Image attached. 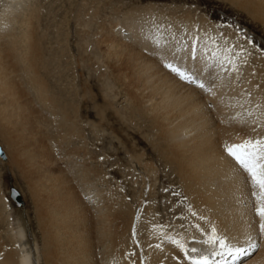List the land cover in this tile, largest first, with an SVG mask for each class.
<instances>
[{
  "label": "bare ground",
  "instance_id": "bare-ground-1",
  "mask_svg": "<svg viewBox=\"0 0 264 264\" xmlns=\"http://www.w3.org/2000/svg\"><path fill=\"white\" fill-rule=\"evenodd\" d=\"M55 1L47 2L49 9L44 6L48 9L50 22L55 19ZM229 1L264 23V0ZM44 8L41 0H0V109L23 111L24 116L29 113L37 124L54 122L59 125L58 128L64 127L60 130L64 137L69 142L78 138L85 149L84 157L90 159L93 157L90 156L92 149L101 147L104 135L96 133L93 142L89 141L90 138L84 142L83 125L89 123L91 128L96 125L90 121L87 123V120L78 122L68 110L60 108L62 102L63 107L66 106L65 89L70 86L68 93L76 90L82 73H74L73 66L76 64L77 67L78 62L70 57L65 56L60 62L58 52L65 42L61 40L62 34L58 33L59 28L54 27V23V40L51 38L54 34L48 35L46 30H42L41 20L46 18H42ZM152 10L156 12L155 7L149 6L146 12L153 14ZM50 22L47 25H51L48 24ZM120 32L119 37L124 31ZM144 36L138 42L146 44L144 48L147 52L152 50L156 53L160 43L152 44L149 36ZM230 36L234 40L233 34ZM196 39L194 37L193 41ZM224 45L221 52L229 55L223 57L228 62L235 50L233 45ZM115 46L125 47L121 40ZM204 50L201 44L192 43L188 58L184 51L172 57L155 54L151 58L148 55L150 59L142 53L129 55L128 68L132 73L124 76L128 80V84H124L130 111L128 115L131 113L140 121L145 116L148 127L156 132V136L150 137V144L164 171H160L156 158L151 159L145 149L133 151L127 157L133 166L132 171H135L133 174L137 176L131 186L133 188L123 191L120 184L110 185L106 172L100 171L106 164L97 158L98 167L82 168L85 173L81 176L99 169L97 190L102 196L98 200L87 182L79 185V188L84 187L88 198L97 201L90 206V201L86 203L82 200L81 191L69 183V177H64L63 171L45 169L42 173L37 170L40 179L45 178L41 189L33 194L41 195L40 201L36 196L34 201L38 205L37 218L44 236L43 258L47 264H191L190 256L206 259L208 264H227L230 260H236L235 264H264V229L261 228L264 217L257 212L264 199L260 198V189L251 176L226 150L228 146L245 140L264 139V57L248 56V64L244 66L246 71L241 72L240 78L237 77L233 84L232 77L236 73L233 76L229 74L227 79H231V83H228L218 73L213 74L211 66L217 68L214 63H204L202 69V63L196 60V51L202 59ZM107 53L112 54L109 50ZM213 54L209 53L210 56ZM60 67L62 70L59 73ZM102 77L104 75L100 73L99 81ZM260 79L263 80L260 82ZM220 80L226 82L227 96L221 93ZM106 85L104 90L110 88L109 82ZM242 88L250 91L245 101L231 97ZM251 91L262 93L261 108L259 112L258 109H248L245 111L246 118L258 113L255 121L259 126L253 121L245 122L246 118L239 116L242 112H237L240 106L246 110L251 104L248 101L255 102ZM100 93L103 97L101 89ZM108 94H104V102L114 106L118 93ZM232 100L237 106L230 104ZM235 102H232L233 105H236ZM71 107L73 110L76 108ZM235 117L238 118L235 122L240 123L231 124ZM241 129L245 130L244 133ZM223 139L225 142H221L220 148L218 144ZM43 147L45 145H41V153L33 152L26 157L35 160L42 156L44 161H39L40 168L55 163L48 149ZM162 177L173 180L171 183L178 186L180 200L176 202L177 196L158 189L156 181L163 183ZM129 190L130 198L126 196ZM0 202L6 203L1 191ZM143 203L145 206L141 207ZM1 210L0 223L3 220ZM20 216L21 223L17 226L22 247L18 243L9 249L0 245V264H13L15 260L17 264L35 262L27 250L29 231L23 215ZM213 236L223 238L224 246L218 241L207 242Z\"/></svg>",
  "mask_w": 264,
  "mask_h": 264
},
{
  "label": "rangeland",
  "instance_id": "rangeland-1",
  "mask_svg": "<svg viewBox=\"0 0 264 264\" xmlns=\"http://www.w3.org/2000/svg\"><path fill=\"white\" fill-rule=\"evenodd\" d=\"M41 2L43 8L47 5L45 8L49 9V3H47L49 0H41ZM149 6L155 7L154 11L156 12L154 13L153 10V14L150 11L146 12ZM53 7L55 19L50 22V17L46 12L48 9L44 8L42 18L44 16L46 18L41 20V28L43 27L42 30H46L48 35L54 34L51 36L52 40L55 39L54 36L56 35L55 30L52 29L54 24V27L59 28L58 33L62 34L61 40L65 42L63 48L58 52L60 62H63L64 57L68 56L78 62L77 67L76 64L75 67L73 66L74 73L76 75L82 73L76 90L68 93L70 86L67 87V90L65 89L64 104L66 106L63 107L62 102L60 108L61 110H68L77 118L78 122H86L87 120V123L90 121L91 124L96 125L94 128H91L89 123L83 125L81 129L85 138L84 142H87L89 138V141L93 142L96 133L104 135V140L101 141L99 149L92 147L90 156L93 157L87 159L84 157L85 149L80 144V140L72 138L69 142L62 134L63 132H60L62 128L65 129L64 127L58 128L59 125H55L54 122L37 124L29 113L24 116L23 111L16 112L11 108L0 109V191L6 198V203H9L7 204L9 206H6L5 202V205L0 202V208L3 210V220L0 223V245H5L9 249L13 247L14 243H18L22 247V239L18 237V228L22 217L20 215H23L22 219L26 222L25 226L30 235L29 243L32 244L29 245L27 242L29 246L27 250L30 255L32 254L35 264L46 263V259L43 258L45 256L44 236L37 218L38 205L34 201V196L40 201L41 195L33 194L36 190L41 189L40 186L45 180V178L40 179L38 169L42 173L45 169L63 171L64 177H69L67 179L69 183L81 191L82 200L86 203L90 201V206L92 202L97 201L94 198H92L93 201L88 198L84 193V187H79L83 182H87L90 184L89 189L94 192L98 200L102 196V193L98 194L99 190H97L99 169L97 171L90 170L87 175L81 176L85 173L83 169H96L98 167L97 158L106 164L100 171L106 172L108 182H111L110 185L120 184L123 191L133 188L131 186H133L137 176V174H133L135 171H132L133 166L127 157L133 151L140 152L145 149L151 159L156 158L155 162H157L160 171L165 170L163 164L157 160L153 145L150 144V137H153L154 134L156 136V132H152L148 127L149 124L147 125L148 121L144 118L145 116L142 115L141 122L133 114L128 115L130 112L128 110L129 105L126 101L127 95L124 92V84H128V80L124 79V76L132 73V70L128 68L131 59L129 55L136 54L137 56V54L142 53L146 58L149 56L152 58L155 54H158L159 57L162 55L172 57L184 51L188 58L192 43L201 44L202 47H205L204 56L201 59L196 51V60L202 63V69L204 63L206 65L208 62L214 63L217 68L214 69L211 66V70H214L213 74L218 73L220 78H226V81L230 83L231 79L227 78L236 73L235 76H231L234 78L233 84L237 81V77L240 78L241 72L246 71L244 66L248 64V56L252 58L255 55H262L264 57V23L255 20L229 0H56ZM141 13L143 15H140ZM48 21L50 22L48 24L51 25H47ZM150 28L152 30L149 33ZM120 31H124L123 35L125 36L119 37L118 35L122 34ZM137 34L138 37L134 38V35ZM144 34L149 36L152 44L160 43L159 48H156V53L151 50L148 51L149 54L144 48L146 44L138 42V40L145 38ZM230 34H233L234 40H231ZM194 37L198 40L193 41ZM120 40L123 41L125 47L118 48L115 46ZM224 43L226 47L228 44L233 45L236 51L232 53L233 57L228 62H225L223 57L229 55L221 52L225 46ZM108 50L112 53L111 56L107 53ZM210 52L214 54L210 56ZM61 70L62 67L58 69L59 73ZM221 70L222 73H220ZM100 73L104 77L99 81ZM262 80L260 79V82ZM108 82L110 88L104 90ZM225 85L226 82L219 81L221 93L227 96ZM243 88L238 94H231V97L237 101L249 97L250 91ZM100 89L106 95L111 92L118 93L114 106H109V103L104 102V94L101 97ZM251 93L255 102L253 100L248 101L254 104H250L246 110L242 109L244 106L237 108L238 113L242 112L241 115L239 114L240 118L241 116L246 118V112L250 108L260 111L262 93L258 91H251ZM235 100L230 101L232 106H237ZM232 102H235L236 105H233ZM207 104L211 105L210 102ZM71 106H76V108L73 110ZM1 107L2 104H0ZM120 115L123 117L121 118ZM257 116L258 113L243 120L247 123L253 121L256 126H259L258 121H255ZM237 119V117L233 118L231 124L240 123L235 122ZM240 131L244 133L245 130L241 129ZM224 140L220 143L225 142ZM251 140H256V138ZM220 143L219 146L223 144ZM41 145H45L43 148L48 149L55 161L53 165H44L40 168L39 161H44L42 156L35 160L33 158L26 159L33 152L41 153ZM77 178L79 179L77 180ZM163 179V183L161 180L156 181L157 186H159L158 189L162 188V191L167 192L168 195L177 196L176 202L178 199L180 200L178 186L171 183L173 180ZM11 187L20 193L23 200L22 207L11 200L9 194ZM130 194V190L126 192L128 198H130ZM144 195L146 197V194ZM144 206L145 203L141 207ZM13 264H17V261L15 260Z\"/></svg>",
  "mask_w": 264,
  "mask_h": 264
},
{
  "label": "snow or ice",
  "instance_id": "snow-or-ice-1",
  "mask_svg": "<svg viewBox=\"0 0 264 264\" xmlns=\"http://www.w3.org/2000/svg\"><path fill=\"white\" fill-rule=\"evenodd\" d=\"M168 67H172L168 65ZM179 71L178 69H173ZM203 87V85H200ZM227 152L236 162L251 176L253 183L260 189V198L264 199V139L245 140L239 144H234L227 147ZM257 212L261 217H264V204L257 208ZM264 229V223L261 224ZM219 242L224 246L225 240L218 237H210L211 243ZM193 252L196 249H192ZM237 251H241L237 249Z\"/></svg>",
  "mask_w": 264,
  "mask_h": 264
},
{
  "label": "water",
  "instance_id": "water-1",
  "mask_svg": "<svg viewBox=\"0 0 264 264\" xmlns=\"http://www.w3.org/2000/svg\"><path fill=\"white\" fill-rule=\"evenodd\" d=\"M10 191H11L10 196L17 202L18 205H21L23 203V200L19 192L15 188H12V187Z\"/></svg>",
  "mask_w": 264,
  "mask_h": 264
}]
</instances>
